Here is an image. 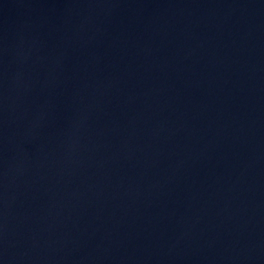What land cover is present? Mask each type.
<instances>
[{"label":"water","instance_id":"1","mask_svg":"<svg viewBox=\"0 0 264 264\" xmlns=\"http://www.w3.org/2000/svg\"><path fill=\"white\" fill-rule=\"evenodd\" d=\"M0 264H264V0H0Z\"/></svg>","mask_w":264,"mask_h":264}]
</instances>
